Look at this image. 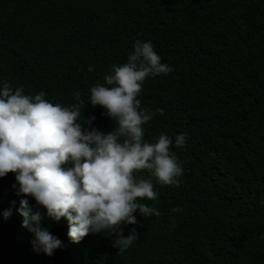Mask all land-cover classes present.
Returning a JSON list of instances; mask_svg holds the SVG:
<instances>
[{"label": "trees", "instance_id": "trees-1", "mask_svg": "<svg viewBox=\"0 0 264 264\" xmlns=\"http://www.w3.org/2000/svg\"><path fill=\"white\" fill-rule=\"evenodd\" d=\"M137 39L173 68L147 78L137 98L154 116L145 140L173 139L180 186L156 185L155 201H139L161 214L137 211V224L122 227L138 239L118 254L103 232L71 242L67 220L17 195L9 173L0 178V264H264V0H0V87L43 91L64 106L80 92L87 103ZM104 111L89 103L81 118L94 116L91 127L107 133ZM25 198L64 245L50 257L21 227Z\"/></svg>", "mask_w": 264, "mask_h": 264}, {"label": "clouds", "instance_id": "clouds-1", "mask_svg": "<svg viewBox=\"0 0 264 264\" xmlns=\"http://www.w3.org/2000/svg\"><path fill=\"white\" fill-rule=\"evenodd\" d=\"M133 49L125 63L110 66L103 83L90 88L87 103L80 92L74 93L75 103L64 106L50 102L43 91L33 96L23 87H0V178L13 173L17 195L32 197L52 221L66 219L71 242L103 232L118 254L138 239L135 228L124 236L122 227L137 224V211L142 217L161 214L139 201H155L156 185L179 187L183 174L172 138L162 133L155 142L145 140L143 126L154 116L137 98L147 78L173 68L161 62L151 41L137 39ZM89 103L105 110L111 131L91 127L94 116L81 118L82 106L85 110ZM186 139L178 134L175 147L183 148ZM17 212L21 227L33 234L35 253L50 257L64 247L41 227L43 217L28 199L20 200ZM11 215V209L4 210L5 220Z\"/></svg>", "mask_w": 264, "mask_h": 264}]
</instances>
